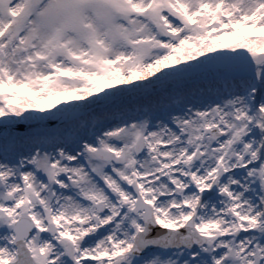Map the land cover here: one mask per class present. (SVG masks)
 Here are the masks:
<instances>
[{
	"label": "snow or ice",
	"instance_id": "6c2138e0",
	"mask_svg": "<svg viewBox=\"0 0 264 264\" xmlns=\"http://www.w3.org/2000/svg\"><path fill=\"white\" fill-rule=\"evenodd\" d=\"M0 264H264V0H0Z\"/></svg>",
	"mask_w": 264,
	"mask_h": 264
}]
</instances>
